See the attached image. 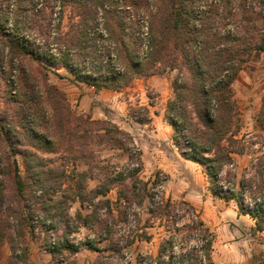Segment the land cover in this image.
Here are the masks:
<instances>
[{"label": "trees", "instance_id": "obj_1", "mask_svg": "<svg viewBox=\"0 0 264 264\" xmlns=\"http://www.w3.org/2000/svg\"><path fill=\"white\" fill-rule=\"evenodd\" d=\"M66 12L71 24L64 30ZM0 42L9 50L4 67L0 61L5 85L0 109V264L27 263L24 241L36 226L38 209L45 219L66 220L63 211L70 201L103 197L96 224L111 233L98 208L106 207L112 216L105 196L116 183L118 199L126 205L149 198L150 216L168 232L146 264H214V234L195 206L152 192L139 177L142 152L133 137L111 121L74 112L66 94L49 82L51 69H67L74 82L96 92L118 91L157 65L178 69L181 76L173 82L174 96L166 109L175 145L185 158L206 167L213 196L234 200L240 214L255 220V230L264 231V152L254 166L261 182L247 177L238 189L218 185L224 167L234 163L232 153H242L235 148L237 130H232L237 107L232 84L254 51L264 55V0H0ZM92 142L128 153V182L122 174L105 173L96 188L87 190L85 172L67 174L66 164L49 166L38 153L64 150L69 159L91 166ZM17 155L23 158L24 174ZM70 177H75L74 184H67ZM53 191L62 192L60 198H53ZM244 196L252 200L251 208L245 207ZM77 217L88 220L81 213ZM177 217L186 221L180 226ZM143 237L151 239L147 232ZM72 247L65 234L51 252Z\"/></svg>", "mask_w": 264, "mask_h": 264}, {"label": "rangeland", "instance_id": "obj_2", "mask_svg": "<svg viewBox=\"0 0 264 264\" xmlns=\"http://www.w3.org/2000/svg\"><path fill=\"white\" fill-rule=\"evenodd\" d=\"M69 15L66 12L64 30L70 27ZM231 26L228 25V28ZM8 57L9 50L0 42L3 67ZM180 76L178 69L162 70V66L157 65L148 75L135 77L118 91L102 89L96 92L92 86L74 82L67 69L59 68L51 69L49 82L66 94L72 110L77 114L92 120L111 121L133 137L142 152L143 169L139 177L149 183L152 192H158V197L164 196L173 202L185 200L195 206L214 234V264H264V231L255 230V220L247 214H240L234 200L225 201L213 196L212 179L206 167L185 158L174 143V129L166 118V109L168 101L174 96L173 82ZM4 86L0 78V109L4 106ZM232 91L237 104L232 130H237L235 148L242 153H232L234 163L224 167L218 182L222 190L226 186L238 189L240 180L247 177H252L256 184L261 182L254 167L256 158L264 152V55L261 52L254 51L242 64ZM38 153L49 166L66 164L67 174L72 175L75 169L85 172L88 176L87 190L96 188L105 173L112 176L122 174V178H127L130 167L128 153L97 142H92L88 148V153L93 156L91 166L69 159L64 150ZM17 160L24 174L23 158L17 155ZM75 181V177H70L66 182L74 184ZM256 186H253L254 191ZM53 194V198L58 199L62 192L53 191ZM247 194L249 196L251 192ZM105 197L110 200L112 216L106 207H99L98 214L101 220L107 219L111 233L96 224V207L103 197L83 202L70 201L63 211L67 214L66 220L61 217H55L53 221L45 219L38 209L36 226L31 233H26L27 263L24 264L149 262L148 257L157 255L160 244L168 236L160 220L150 216L149 198L146 197L141 204L135 201L126 205L118 199L117 183ZM242 200L246 208H251V199L244 196ZM78 213L83 215L82 218L88 216V220L78 218ZM177 221L181 226L186 220L177 217ZM144 232L151 235L150 240L144 239ZM65 234L73 247L53 255L52 248L58 241H63ZM4 255H10L7 244Z\"/></svg>", "mask_w": 264, "mask_h": 264}]
</instances>
